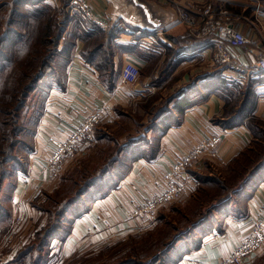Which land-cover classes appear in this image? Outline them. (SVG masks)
<instances>
[{"label": "crops", "instance_id": "crops-1", "mask_svg": "<svg viewBox=\"0 0 264 264\" xmlns=\"http://www.w3.org/2000/svg\"><path fill=\"white\" fill-rule=\"evenodd\" d=\"M146 1L153 5L157 15L164 17L165 23L173 20L180 6L201 5L207 2L218 7L223 5L251 21H255L254 17L257 16L258 21H255L253 26L242 19L237 20L239 22L235 24L253 41V47L258 46L259 43L256 31L264 37V0H227L225 4L216 0H175L176 5L158 0ZM47 2L56 5L59 0H47ZM90 2L95 18L108 24L118 23L119 27L116 29L120 31L114 39V45H116L113 57L114 70L120 74L126 62L133 61L143 71L146 62L134 51H125L123 47L128 45L134 46L133 49L151 51L141 45L139 38L155 30L144 26L137 11L123 0H90ZM257 7L260 8L259 11H256ZM185 29V27H177L171 30L170 35L184 37L187 34ZM165 40L168 41L166 38ZM188 40H192L190 35ZM163 46L166 45H162L161 50L157 49L153 52L162 53ZM82 47V42H76L70 52L71 59L65 67L63 87L54 84L50 88L42 113L35 125L31 148L29 151L21 152L20 164L15 163L13 166L6 183V192L3 193V198L0 196V202L3 201L0 204L6 214V218H0V261L3 263L9 261L18 250L17 248L22 246V244L17 245L12 250L9 245L12 246L13 242L5 237L12 217L18 212L24 215L25 222L20 232H22V239L24 237L30 239L36 228L45 220V216L33 206V201L38 197L42 201L45 193H51L57 188L65 172L74 165L72 160L65 159L60 165L49 168L47 158L52 151V146L48 139L53 137L64 140L83 115L88 113L91 106H104L106 113L101 124H112L119 118L117 109L136 114V108L139 109L138 106L146 103L147 99L154 94L152 90L156 86L151 84L152 73L156 76L158 68L151 70L150 76L144 77L142 74L138 81L130 86L123 85L118 77L117 86L110 93L100 82L96 70L79 55ZM228 48L245 69L250 68L255 60V56L248 52L250 47L228 46ZM212 52L213 47L209 43L203 48L190 52L183 51L174 57L177 66L171 73V77H177L174 82L178 81V86L181 85L178 88L183 89L189 83L195 85L191 94L186 95L190 105L181 113L178 123H175L171 114L167 113L159 119L155 129L147 132V137L154 146L153 158L148 160L142 158L132 162L127 174L105 196L95 201L87 200L77 209L70 211L68 214L70 218L78 214L80 216L73 219L70 233L64 240L59 242L55 239L49 243L50 260L47 264H66L74 257L97 253L103 246L115 243L127 235L149 230L155 223L156 213L153 216L132 218L131 213L135 204L160 194L163 191V175L178 157L201 140L218 134L222 135V142L215 158L205 157L187 169L182 177L181 197L175 201L177 205L196 202L198 193L195 191L199 185L196 179L197 172L214 175L248 147L252 135L245 124L239 123L233 128H225L220 123L213 122V119L217 117L222 118L224 109V101L214 91L207 100L198 99V94L204 93L207 88L216 87L217 90L216 85L219 83L216 80L200 79L201 75L217 72L221 77V70L214 68ZM163 55L164 53L161 54ZM195 57H201L200 65L202 66L197 65ZM188 68L191 69L184 70ZM223 80L228 87L234 84L244 86L249 81L254 82V96L248 114L264 120V72L244 81ZM156 103L157 101L154 104ZM238 199L237 206L240 213L234 211L235 207L223 214L220 211L216 212L217 216L209 219L208 224L205 225L206 228L203 227L196 236L194 247L190 250L183 249L180 257L175 255L177 259L174 264H219L222 259L232 253L246 237L253 223L258 219H264V180L256 181L250 194L240 196ZM28 238L23 241V244L30 241ZM263 256L264 243L246 257L243 264H256Z\"/></svg>", "mask_w": 264, "mask_h": 264}, {"label": "trees", "instance_id": "trees-1", "mask_svg": "<svg viewBox=\"0 0 264 264\" xmlns=\"http://www.w3.org/2000/svg\"><path fill=\"white\" fill-rule=\"evenodd\" d=\"M68 1L60 0V6L52 7L47 0H0V13L10 8L5 17L0 15V189L11 175L13 163L20 164L21 156L16 154L18 149L29 151L31 148L35 125L50 88L54 84L63 87L65 67L71 59L70 52L76 42H82L83 47L79 55L96 70L105 89L111 93L117 86L120 74L114 70L113 57L116 51L114 39L120 30L116 29L117 25L103 30L93 23L82 27L79 22H75L72 25L73 30L68 33L67 27L73 22V19L65 14ZM213 8L218 9V6L213 4ZM64 14L65 17L61 19ZM13 15L20 18L14 19ZM165 38L177 47L171 49L169 46H163L167 53L164 61L166 66L163 68L164 74L167 73L165 80L177 65L176 61L173 62L176 55L183 51L203 48L212 40L211 37H206L192 38L190 41L188 33L184 37L167 34ZM133 47L127 45L123 49L134 51L143 59L146 62L144 69H149L147 74L150 76L151 70L155 69L154 60L157 62L159 56L153 54L152 50ZM173 77L169 82L177 79ZM152 79L151 84L159 86L161 82L154 80L153 73ZM200 79L219 82L216 85L217 90L216 87L207 88L204 93L198 94V99L205 101L214 91L224 101L222 118L217 117L213 122H218L225 128H233L239 123L245 124L252 135L250 144L233 157L220 172L214 175L196 173L199 185L195 192L198 193L196 203H199V213L195 210L192 215L185 216L186 223L176 230L174 236L162 237V244L156 241L150 243L155 239L153 236L159 235V230H153L162 220L160 215L156 226L144 232L151 234L142 237L143 243H150L149 247H145V251H152L151 255L145 254L139 258L143 260L141 262L136 260L143 254L138 252L142 247L135 244L131 250L133 260L127 257L111 259L112 255L100 264H174L177 256L182 255L183 249L190 250L194 247L196 236L203 227L206 228L209 219L217 216L216 212L223 214L235 207L234 211L240 213L238 198L250 194L256 181L264 180V120L248 114L254 96V82L228 87L217 72L201 75ZM194 88L195 85L189 83L180 89V92L166 98L161 105L154 104L157 95L147 99L146 103L140 106L144 112H152L153 117L147 124H140L139 118L131 111L117 109L119 118L125 115L132 118L133 123L141 130L136 133L138 136H130L123 144L117 143L120 151L106 157L97 167L90 170L85 168V173L77 178H74V173L65 174L58 187L51 193H45L42 201L41 198H36L33 206L45 216L44 223L36 228L31 240L19 248L9 261H0V264H47L50 260L49 243L55 239L59 242L64 240L70 233L73 219L80 216L78 214L70 218V211L77 209L87 200L95 201L105 196L127 174L132 162L153 158L154 146L146 137V133L155 129L159 119L167 113L178 123L181 113L190 105L186 95H190ZM29 100L31 103H28ZM151 104L154 106L148 109ZM205 188L214 192L206 193ZM174 206L179 208L182 205ZM2 209L0 204V213L3 212ZM0 218H6V214L1 213ZM140 235L130 234L125 240L103 246L96 253V258L112 247L138 239ZM169 239L173 241L170 242ZM122 248L123 246L119 247L114 255L120 254ZM157 253L159 255H155ZM92 255L94 254L74 257L68 264L88 263ZM165 257L166 263L161 262ZM256 264H264V256Z\"/></svg>", "mask_w": 264, "mask_h": 264}, {"label": "built area", "instance_id": "built-area-1", "mask_svg": "<svg viewBox=\"0 0 264 264\" xmlns=\"http://www.w3.org/2000/svg\"><path fill=\"white\" fill-rule=\"evenodd\" d=\"M158 1L176 5L175 0ZM66 10L69 13H80L86 21L102 29H107L113 25L119 27L117 22L108 24L101 19L95 18L89 0H70L66 6ZM259 10L260 8L257 7L256 11ZM254 18H256L255 21H258L257 16ZM240 19L245 20L246 18L227 8L220 7L214 9L212 3L180 6L176 10V15L170 23L152 33L141 36L139 42L152 51L157 49L161 50L162 44L166 43L163 35L179 26H184L192 38H212L210 43L213 47V63L217 66L218 70H221L220 74L223 79L244 81L247 78L256 77L260 72H264V37L257 33L259 34L260 42L258 46L253 47V41L233 23ZM160 40L161 44L159 43ZM228 46L250 47L248 52L255 56V60L249 69H245L240 64L237 58L229 51ZM128 67H133L132 73L127 72ZM139 70V66L135 65L132 61H127L120 73L119 79L121 83L125 86L134 85L140 76ZM105 113L106 109L104 106H91L88 113L83 115L81 120L64 140H57L50 137L48 142L52 146V151L47 158L48 167L54 168L60 165L65 159L80 155L83 151L84 141L91 137L94 129L102 122ZM221 142L222 135L220 134L207 137L178 157L162 177L163 191L158 195L136 203L131 217L136 219L148 215L153 216L161 207L177 201L183 191L182 177L187 169L204 157H216L217 149ZM24 220V215L19 212L12 217L7 232L5 233L8 241L20 232V229L18 231L17 229ZM263 243L264 219H258L253 223L240 244L230 255L222 259L219 264H243V260Z\"/></svg>", "mask_w": 264, "mask_h": 264}, {"label": "rangeland", "instance_id": "rangeland-1", "mask_svg": "<svg viewBox=\"0 0 264 264\" xmlns=\"http://www.w3.org/2000/svg\"><path fill=\"white\" fill-rule=\"evenodd\" d=\"M69 1H68V3H69ZM216 1H218L219 3H222V4H225L227 2V0H216ZM207 3H210V2H207ZM49 4L52 7L53 6L58 7V6H60V0H59V3L56 4V5L55 4H51V3H49ZM218 8H220V7H218ZM221 8H225V7L222 5ZM9 10H10V8H6L4 10V12L0 13V15H3V17H5L7 15V13H8ZM65 14L69 15V17H71L73 19L72 24H70L67 27V32L68 33L73 30L72 25H74L75 22H79L82 27H83V25H89L88 23H91V22L86 21L82 17V15H80V13H78V12L69 13L66 10V7H65ZM65 14L63 16H61L60 18L63 19L65 17ZM13 18L14 19H18V18H20V16H14ZM14 19H13V21H14ZM245 20L248 21V23L250 24V26L251 25H255V21H251L248 18H246ZM13 21H12V25L14 26V22ZM236 22H239V21L236 20L233 23L236 24ZM12 25H10V26H12ZM15 26L17 27L16 24H15ZM179 27H184V26H179ZM168 32L169 33H167V34L170 35L171 34V31H168ZM186 32L189 34V32L187 30H186ZM167 34H165V35H167ZM256 34H257V32H256ZM165 35H163V36L165 37ZM257 36H258V34H257ZM161 40L159 41L160 44H161ZM162 45H166V46L171 45L170 47H172L173 49H176L177 48L174 44H171L169 41H166V44H162ZM163 53H164V55L161 56V54H163ZM153 54H155L156 56H159L158 59H157V62H155L156 59L154 60V63L156 64V65L154 64V68H158V71L156 73V76H154V78H155L154 80L155 81H160L161 83L159 84V86H161V87L156 86L155 89L152 90V91H154V94L151 97H153L154 95L155 96L157 95L158 98H157L156 105H161V104H163L164 100L166 98H168L170 95H173L175 92H177V93L180 92V89L178 87H180L181 85L178 86V83H177L178 81L176 83L174 81L169 82V80L171 78V73L172 72L170 73L169 77L167 78L168 80L167 79L165 80V77H166V74L167 73L164 74L163 68L166 66V63L164 62L166 60V57H167L166 50L164 49L162 51V53H159V54H157L156 52L155 53L153 52ZM195 59L197 61V65H199V67L202 66V64L200 65V63H201V57H195ZM175 60L176 59L173 58V62ZM212 62H213V59H212ZM133 63L138 66V64H136L135 62H133ZM175 63H177V61ZM176 66H174V68H173L172 71H174V69H175ZM214 66L213 67L215 69H218L216 65H214ZM189 69H191V68L184 69V70L186 71V70H189ZM207 69H209V67H207ZM148 70L149 69H144L141 72V68H140V70H139L141 72L140 73V76L142 74H143L144 77L145 76H149L147 74L148 73ZM127 72L132 73L133 72V67H128L127 68ZM161 72H162V74H161ZM178 74H180V73H178ZM140 76H139V78H140ZM174 77H176V76H174ZM152 81H153V79H152ZM172 84L175 85V87L172 88V86H173ZM151 97H149V98H151ZM31 98L33 99L34 96H31ZM28 103H31V101L29 100ZM140 106L141 105L138 106L139 109L136 108V114L135 115L139 118V123L140 124H147L148 123V120L153 117L152 112H150V110H147L148 113L147 112H144L142 110V108H140ZM152 106H154V105L151 104L148 107V109H150ZM140 131L141 130H139V128L135 125V123H133L132 118H128L127 115L122 116L120 118H117L112 124H101V123L98 124L97 127L94 129L91 137L90 138H87L84 141V147H83V149L86 148L85 149V152L82 151L83 153L81 152L80 155H76V156L70 158V161L72 160L74 162V165H73V168L71 170L65 172V174H67V173L68 174L74 173V178H77L82 173H85V168L87 170H90V169H92L94 167H97L101 162L104 161V159L106 157L111 156L116 151H120L118 149L119 148V146H118L119 144L125 143L130 136H138L136 133L137 132L140 133ZM146 137H147V133H146ZM117 143H119V144H117ZM22 151H24V150L18 149V151H17L16 154L21 155V152ZM119 155H120V152H119L118 156ZM13 164L15 165V163H13ZM7 181H8V179L5 180L4 185L0 189V196L2 198H3V196H2L3 193L6 192L5 189H6V183H7ZM205 190H206V193L209 192V191L212 193V191H213V190H210L208 188H205ZM1 202L3 203L2 200H1ZM174 205H177L175 203V201H173V202H171V203H169V204L161 207L157 211V213H156V218L157 219L155 220V224L154 223L152 224L153 225L152 227H155L156 226V222H158V219H159L158 217L161 215L162 220L159 222V224L157 223L156 228L153 230V231L159 230V235L153 236L155 239H154V241H151L150 243H155V241H156V243H161L162 244V242H161V238L162 237L163 238H166V237H171V235L174 236V234L176 233V230L178 228H180L181 226H183L186 223L185 216L192 215L195 210H196V213H199V211H198L199 210V208H198L199 203H196V202L190 203V205L187 204V205L179 206L180 209L178 207L174 206ZM207 212H209V211L207 210ZM22 224H20L18 226L17 231L21 228ZM152 227H151V229H152ZM21 233L22 232H18L10 240L11 242L14 243V245L12 243V246H11V244L9 245V247H12L11 248L12 250H13V247L15 248V247H17V245L19 246V245L22 244V246H23V245L26 244V243L23 244V241L27 240L28 237H24L22 239V234ZM134 234H136V233H134ZM138 234H141L138 239H133V240H131L129 242L127 241L126 242L127 244L124 243L121 246H117L115 248L112 247L111 249L107 250L105 252V254H103L102 256H100L98 258H96V256H97L96 253H93L94 255H92V257H89L90 260H88V263H84V264H100L105 259H109L112 255L113 256H112L111 259H116L118 257H122V258L127 257V258H131L133 260V251L131 252V250L133 248V245H135V244H139L142 247V248L138 249V252L141 253V254H143V255L138 256L136 260H140V262L143 261L142 259H139V258L143 257L145 254L146 255H151L153 253L152 251L151 252L150 251H147V252L145 251V247H149V244L150 243H148V244H146V242L143 243V240H142V237L143 236L149 235V234H151V232H148V233H145V234H144V232H142V233H138ZM128 236L129 235L125 236L124 238H122L120 240H125L126 238H128ZM31 237H30V239L28 238V240H31ZM173 238L174 237H172V239ZM172 239H169L170 242L173 241ZM165 240H167V239H165ZM161 244H160L159 248L161 247ZM108 245H111V244H108ZM122 246H123V248H122V251L120 252V254L114 255L116 253V250L119 247H122ZM17 249H19V248H17ZM155 255H159V253H157ZM169 255L170 254H168V256ZM0 259H1V257H0ZM144 259H146V258H144ZM166 259H167V257H165L164 260L161 259V262L164 261L166 263ZM2 261H7V260L6 259H4V260L2 259ZM69 262H67L66 264H68Z\"/></svg>", "mask_w": 264, "mask_h": 264}, {"label": "water", "instance_id": "water-1", "mask_svg": "<svg viewBox=\"0 0 264 264\" xmlns=\"http://www.w3.org/2000/svg\"><path fill=\"white\" fill-rule=\"evenodd\" d=\"M128 5L133 7L141 18V22L144 26L153 30H158L169 22L165 23V19L162 15H157L153 10V5L146 0H123Z\"/></svg>", "mask_w": 264, "mask_h": 264}]
</instances>
